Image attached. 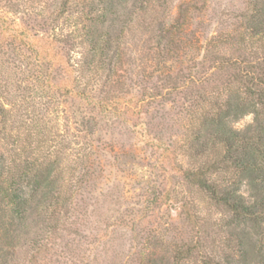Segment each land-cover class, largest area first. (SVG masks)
<instances>
[{"label":"rangeland","instance_id":"374dc122","mask_svg":"<svg viewBox=\"0 0 264 264\" xmlns=\"http://www.w3.org/2000/svg\"><path fill=\"white\" fill-rule=\"evenodd\" d=\"M88 1L0 0V19L29 29L40 53L9 33L0 35V101L12 103L10 121L0 125V156L61 159L60 178L70 187L57 200L66 205L53 204L45 219L35 213L24 225L10 218L0 200V264H201L206 256L228 252L229 216L184 181L182 167L196 161L189 153L191 114L221 86V73L213 75L217 47L246 23V11L255 12V0H166L164 8L155 6L157 18L145 20L129 14L130 0L124 18L132 20L115 66L124 81L116 87L133 102H123L117 114H99L84 100L59 94V85H74L84 72L85 80L98 75L95 57L86 65L91 52L80 38L90 23L83 10ZM157 20L167 27L174 22L184 42L185 29L192 33L197 52L185 54L180 43L178 62L184 64L171 68H183L182 75L186 64L196 63L194 83L171 88L165 82L169 71L155 62L157 28L150 26ZM252 54L247 52L255 61L262 52ZM91 81L94 96L101 88L109 99L121 92ZM254 117L248 113L234 127L245 129ZM188 246L196 247L194 255L181 259Z\"/></svg>","mask_w":264,"mask_h":264},{"label":"trees","instance_id":"16d2710c","mask_svg":"<svg viewBox=\"0 0 264 264\" xmlns=\"http://www.w3.org/2000/svg\"><path fill=\"white\" fill-rule=\"evenodd\" d=\"M129 1L89 0L84 4V14L90 23L80 38L91 52V58L85 59L86 65L90 66L91 59L95 57L94 73L98 75L85 80L84 72L83 76L79 75L82 80L76 79L74 85H59L61 97L84 100L92 105L93 110L97 108L99 114H117L123 102L127 106L133 102V98H125L129 92L116 87L124 82L115 66V59L122 52L121 37L130 28L132 19L129 14L134 11L143 20L155 19L159 13L155 6L164 8L166 0H131V11L124 18ZM261 2L264 4L263 0H255V12L246 15V11V23L238 31L227 33V38L217 47L220 53L216 57L218 73L213 75L221 73V86L212 83L216 90L212 88V93H208L207 105L191 114L193 133L189 153L196 161L192 167H182L183 179L206 192L227 213L228 241L233 242L228 252L206 256L201 264H264V6H260ZM190 7L197 9L193 4ZM0 23V35L9 33L29 51L40 56L34 43L36 39L30 35L29 29L13 28L3 18ZM153 24L157 28L155 62L169 71L165 82L171 88L194 83V77L200 73L196 63L186 64L182 75L180 72L183 68H171L174 64H184L178 62L180 43H185V54L197 52L199 45H193L192 33L188 36L185 29L184 42L179 34L182 29L174 22H169L168 27L161 21H151L150 26ZM250 50L252 56L260 52L263 55H256L253 61L247 55ZM169 62L172 63L168 65ZM104 72L107 79L102 75ZM89 79L97 82V85L100 82L103 86H113V92H121L109 99L101 88L94 96L89 82L94 83ZM10 102L9 99L0 101L2 129L10 121ZM248 113L255 115L253 124L245 129L235 128L234 122ZM62 163L61 159L51 161L44 158L37 163L27 159L19 161L15 155L11 158L0 156V200L7 206L9 216L15 223L20 221L24 225L35 213L45 219L47 209L53 204L66 205L65 201L57 202L63 197L62 193L70 188L66 179L60 178ZM183 207L185 209V204ZM50 215L56 218L55 212ZM195 248L188 246L186 252L185 249L179 252L181 259L191 258Z\"/></svg>","mask_w":264,"mask_h":264}]
</instances>
